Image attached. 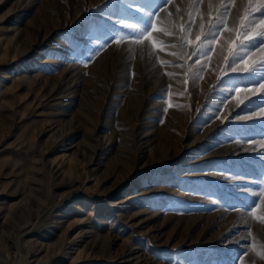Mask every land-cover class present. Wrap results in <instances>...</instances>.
<instances>
[{"label": "rangeland", "instance_id": "rangeland-1", "mask_svg": "<svg viewBox=\"0 0 264 264\" xmlns=\"http://www.w3.org/2000/svg\"><path fill=\"white\" fill-rule=\"evenodd\" d=\"M228 4L0 0V264H264V6Z\"/></svg>", "mask_w": 264, "mask_h": 264}, {"label": "snow or ice", "instance_id": "snow-or-ice-1", "mask_svg": "<svg viewBox=\"0 0 264 264\" xmlns=\"http://www.w3.org/2000/svg\"><path fill=\"white\" fill-rule=\"evenodd\" d=\"M171 2V0H165V3H169ZM201 2H203V0H201ZM236 0H229V4L228 6L231 7L233 4H235ZM209 4H211V0H209ZM247 4L248 5H253V4H258V5H261V6H264V0H247ZM252 11H256V8L253 7L252 8ZM230 13H228L227 11L221 15L218 19H219V25L218 26H213L214 29L216 27H219L220 31H223L226 29V20H227V17ZM152 15H155L154 13ZM249 12L247 10H245V13L243 16L240 17V22H241V26H244V21L245 19L248 18L249 16ZM249 23L251 24V27L252 29H255L256 27L264 24V16H262L261 18H259V20H257L256 18H252ZM128 27H131L133 28L134 31H138V35L135 37V42L139 43L141 42L143 39H145L146 37L149 36L150 34V31L154 28V25L153 24H149L148 28H143V29H139L137 30L135 28V26H132V25H129ZM189 27H191V25H189ZM220 31H213L212 33H210L212 39L208 41V44H212V43H215L216 40V36H218L220 34ZM244 35L245 37H249L251 35V32L248 31L246 29V31L244 32ZM259 35L264 38V33H259ZM197 39H199V37H197ZM115 43L117 44H120L121 43V40H116ZM241 46L243 47H246V45H244L243 41H241ZM211 49H209L210 51ZM205 55H207V53H205ZM249 57L248 56H241L239 55L238 53L234 56L233 58V61L230 65V70L231 71H235L236 70V67L242 62V61H245L246 59H248ZM199 59V57H198ZM262 68H264V65H261ZM134 75V74H133ZM264 99V98H262ZM261 196H264V193H261ZM257 207V205H253V214H254V209Z\"/></svg>", "mask_w": 264, "mask_h": 264}]
</instances>
